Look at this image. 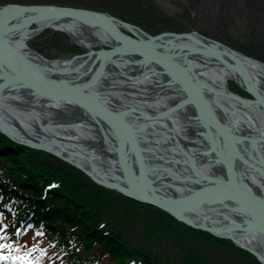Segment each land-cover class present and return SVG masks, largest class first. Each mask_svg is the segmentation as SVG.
Instances as JSON below:
<instances>
[{"label": "bare ground", "instance_id": "obj_1", "mask_svg": "<svg viewBox=\"0 0 264 264\" xmlns=\"http://www.w3.org/2000/svg\"><path fill=\"white\" fill-rule=\"evenodd\" d=\"M75 8L86 9L83 7ZM34 16L24 15L17 17V19L34 18ZM46 26L65 33L72 46L82 48L83 56L72 55L66 58H58L57 63L59 64H50L44 55L33 50L32 53L27 43L28 40L37 31L44 32L47 29ZM125 27L131 34L146 38L142 34L146 32L138 27L134 25H126ZM120 29L127 33L123 26ZM0 39V134L6 136L7 133L9 136L6 137L13 146L20 145L28 148L23 144V142H28L32 145L42 144L45 147L59 150V152L62 149L70 163L76 164L80 161L86 163L84 166L100 181L124 185L121 182L122 176L121 172L118 171L117 162L112 158V160L107 158L106 153L114 156L115 150L113 149L117 148L123 151L131 164L132 158L135 159L132 153L139 148L134 143H138L142 148L147 149L141 157L145 165L155 167L162 162L170 165L171 162H174L172 158H177L172 170H170L173 173L170 176L173 179L170 181L158 179L157 174L153 176L154 173L148 174L149 183L146 187L150 191L148 193L147 189L143 191L146 196L161 200L163 193L171 195L175 197L177 203L175 208L179 212L182 214L185 211L190 212L183 216L189 217L194 222L208 228L221 229L223 234H237L240 226L246 224L240 220L241 216L243 219L248 217L252 222L254 220L255 223L264 224V193L261 194L264 191V177L257 172H254L251 178L248 177L249 182L247 178L240 177L244 173L243 170L250 169L243 164V159L237 156L235 152L234 155H231L232 153L226 145L215 143L214 141L217 140L204 132V126L209 128L207 122L209 118L212 120L217 118L221 122L228 121L231 132L239 134L238 136L245 142H243V149H245L244 152L242 151L243 156H249L248 153L253 150L252 146L258 147V150L259 148L264 150V114L258 111L256 106H245L222 94H216V92L220 93L219 91L227 88L229 80L233 81L244 92L246 91L245 85L249 83L252 88L257 85L264 91L263 65L254 64L250 61L243 62L244 70L252 75L251 78L253 79L252 82L247 81L245 83L239 77V71L233 66L218 64L219 58L214 59L204 54L190 57L184 54L185 49L179 52L182 50V45L190 47L196 44L189 40H181L179 43L178 41H173L174 43L160 41L149 43L154 48H162L163 51L168 52L175 50V53L180 54L178 60L180 64L185 65L187 74L177 77L178 82L182 84L183 91L192 101L190 113L180 104L172 112L155 113L156 108L154 107L163 105L167 97L169 100L175 97L172 98L174 106L181 101L180 85L176 83L171 85L172 83L164 81V74L158 68L141 63L136 59L138 58L137 55L129 52L127 44L112 39L90 23L51 15L33 26L21 27L2 35ZM103 47H109L105 50H112L113 52L103 58L91 56V51H100ZM81 57L85 59L82 60ZM73 68L75 69L73 70ZM101 72L103 74L100 77ZM121 76L123 79L118 78ZM93 77L98 79L97 87L89 90L69 89V87L79 86L81 81ZM24 80H28L32 88L26 85ZM61 83L74 85L52 87ZM125 88H132L133 90L130 92ZM54 90H58L59 93ZM162 93L164 95L158 98ZM85 94L95 98L91 97V99ZM250 97L249 95L248 98ZM88 104H98L97 108L101 113L94 111ZM202 104L208 107L206 108L208 113ZM259 105H261L260 107L264 106V100L260 101ZM131 108L145 110L146 118H141L136 113H132ZM50 112L54 114V119L69 123L68 128L53 121V118H50ZM184 112L187 115L182 119ZM177 119L184 121L183 128L186 129L185 133H181V136L175 135L178 140L174 141L167 128L172 131L182 129L181 123ZM129 124L153 128L146 129L145 132L134 137L129 135V132L134 130L129 127ZM111 127L118 138L109 129ZM79 130L89 134L90 143L85 139L81 141L82 133ZM123 153L121 152L120 157H124ZM251 156L254 157V154L251 153ZM218 159L221 162L222 160L226 161V168L228 167L230 171V182L229 180L226 181L223 167ZM252 162L253 165L259 166L258 169H264V165ZM130 168L131 172L128 173V176L134 175L136 183L140 185L142 176L140 174L141 177L137 176L136 170L131 166ZM191 169L195 174L193 180L197 186L191 184L192 189L190 185L188 186L191 192L196 194L194 199L186 197V187L183 190L179 186L182 181L178 179L181 176L187 177ZM84 175L96 184L92 175ZM226 184L233 186L232 194L243 202L241 205L244 212L238 211L241 216L237 211L229 210L226 206L219 204L215 201L217 197L212 196L214 192L222 191L220 186L225 187ZM199 189H203V191L198 192ZM247 190L250 192L246 193ZM139 202L162 210L152 204ZM177 221L191 229L214 236L207 230L195 228L180 220ZM234 242L248 247L250 251L252 250L256 255L247 252L255 258L256 256L264 257V240L261 241L259 235L243 236ZM232 244L235 245L233 242ZM260 264L262 263L260 262Z\"/></svg>", "mask_w": 264, "mask_h": 264}, {"label": "trees", "instance_id": "obj_2", "mask_svg": "<svg viewBox=\"0 0 264 264\" xmlns=\"http://www.w3.org/2000/svg\"><path fill=\"white\" fill-rule=\"evenodd\" d=\"M0 2L82 6L124 16L142 27L163 20L157 19L151 0H99V6L71 0ZM165 30L174 31L169 25ZM247 54L258 58L254 52ZM0 219L5 224L0 239L9 236L14 253L28 254L37 264H260L231 241L191 229L162 210L94 184L68 163L13 146L2 134Z\"/></svg>", "mask_w": 264, "mask_h": 264}, {"label": "water", "instance_id": "obj_3", "mask_svg": "<svg viewBox=\"0 0 264 264\" xmlns=\"http://www.w3.org/2000/svg\"><path fill=\"white\" fill-rule=\"evenodd\" d=\"M0 12H1L0 13V37L2 35H5V34L11 32V31H14L15 29L25 27V26H29V25H35L40 20H42L43 18H45L47 16H51V15H54L56 17H64V18H68V19H77V20L84 21V22H87V23L94 25L95 27L102 30L106 35H108L112 39H114L120 43L127 44L129 47V52L132 53L133 55H137L138 58H136V59L138 61H140L141 63L152 65V66L158 68L164 74L163 75L164 81H168L169 83H172L171 85H174V83H176L177 85H180L179 87H180V93L182 95V99L180 102L175 104L176 105L175 107H178V104H180L182 106V108L188 109L187 112H189V113L192 110V106H191L192 101L187 97V93L185 91H183V89L181 87L182 84L178 82V78H177V77H180L181 75H185V73L187 74V71L185 69V65L180 64V62L178 60V57L180 56V54L175 53L174 52L175 50L173 52H168V51H163L162 48H154L150 45L153 42L160 41V42L174 43L173 41H175V42L178 41V43H179L181 40H189L193 43H196L195 45H197V46L192 45V46L188 47V46L182 45V48H181L182 50H179V52L180 51L182 52L183 49H185L183 51L184 54H187V56H190V57H197V55H203L204 54L207 57H211L214 59L219 58L218 64L233 66L237 71H239V77L241 79H243V81L245 83L247 81L252 82L253 79L251 78L252 75H250L247 71L244 70L243 62H249L250 61V62H253L254 64L257 63V64H261L264 66V63H262L258 60H255L253 58H250L246 55H243L242 53L237 52V51L219 43L218 41H215V40L210 39L206 36H203V35L195 32V31L184 32V33L162 32V33H160L158 35H154V36L147 34V33H142L146 38H141L139 36L132 35L130 32H128L126 30L127 28L125 26L126 25L128 26L130 24L123 23V22H121V21H119L113 17H110L109 15H106V14L100 13V12H95L93 10H86V9H80V8H74V7H68V6L18 5V4L0 3ZM24 15H31V16L35 15V16H34V18L31 17L28 19L27 18L26 19H22V18L17 19V17H20V16L23 17ZM121 25L123 26V28H125V31L127 33L123 32L120 29V27H122ZM46 27L49 28L48 26H46ZM50 29L56 30L55 28H50ZM37 33H39V31H37ZM37 33H35V35ZM0 42H1V39H0ZM20 44H21V42H20ZM119 47H120V45H119ZM141 51H143V52H141ZM110 52H113V51L101 49L100 51H96V52L91 51L90 54H91V56L95 55V56H101V58H103L104 56H107ZM143 53H145V54H143ZM81 59L83 60L85 58L81 57ZM47 61L50 64H59V63H57V61H59V60H47ZM78 61H81V60H78ZM81 62H85V61H81ZM74 69L75 68H73V70ZM19 72L21 73V71H19ZM102 74H103V72H101L100 77ZM118 78H122V76L118 77ZM24 81H26V85L30 86L29 85L30 82L28 80H24ZM71 83H73V82H71ZM80 83L81 84L79 86L74 85V84H64L63 85L61 83V84H58V85H55L52 87L56 88V86H59V85H63L62 87L74 85V86H72L73 88L69 87V89L89 90L93 87L98 86V79L93 77V78L88 79V80L85 79V81H81ZM48 86H50V85H48ZM245 89H246L245 92H247L251 96L250 98L242 97L239 94L230 91L228 88L219 91L220 93L216 92V94H218V95L222 94L223 96L233 100L234 102L240 103V104L245 105V106H256L258 111H261L264 114V108H263L264 106L260 107L261 105H259V102L264 100V91L261 90L260 88H258L257 85H255V87L252 88L250 86V83L248 85L247 84L245 85ZM50 90H53V89H50ZM115 90H117V89H115ZM54 91L59 93L58 90H54ZM201 93H202V91H201ZM85 96H87L89 98H91V97L95 98L94 96H91L89 94H85ZM98 104H100V103H98ZM98 104H95V105H89L88 104V105L90 107H92L94 109V111L101 113V111L97 108ZM202 106H203V104H202ZM203 107H204V110H206V108H208L206 106H203ZM130 111L132 113H136L141 118H144V119L146 118L145 115H147V113L143 109L131 108ZM206 112L208 113L207 110H206ZM197 114H200V113L197 112ZM49 115H50L51 119L53 118L52 119L53 121L61 124L63 127L68 128L69 123H67L66 121L54 119V117H53L54 114H52L51 112L49 113ZM207 122H208L209 128L204 126V132L209 134V137L217 140V141H214L215 143L226 145L227 149L232 153L231 155H234V152H235V154L237 156H239L240 158L243 159L242 160L243 164L246 165L247 168H250V169H247V171H246V169L243 170L244 173L240 177L247 178V180H248V177L251 178V176L253 175L254 172H257L264 177V169L263 170H261L260 168L258 169L259 166L253 165V162H252V161H254L255 163H257L259 165H264V150H262V148H259V150H258V147L252 146L253 150L252 151L250 150V151H251V153L254 154V157H256V158L252 157L250 152L248 153L249 156H247V155L243 156L242 151L245 150V149H243V146H244L243 142L244 141L240 136H238L239 134H237V133L234 134L231 132V130L229 128L230 125H229L228 121L227 122H225V121L221 122L217 118L213 119V120H212V118H209L207 120ZM183 125L184 124L181 123L182 129L181 128L178 130L175 129L174 131L167 128L168 132L171 133V135L173 137L172 139L174 141L178 140L177 136H181V133H185L186 128H183ZM129 127L132 128V130L134 129L133 131L129 132V135L134 136V137H136L137 134L140 135V133L145 132L146 129H152L153 128L151 126H145V125L136 126L133 124H129ZM177 127H179V126H177ZM109 129L112 130V127ZM0 130H1V127H0ZM80 132L82 133L81 134V137H82L81 141L85 139V140H87V142L90 143L91 137L88 136L89 134H87L83 131H80ZM175 132H176V134H175ZM113 134L116 135V133L114 131H113ZM175 135H177V136H175ZM243 135H245V134H243ZM116 138H118L117 135H116ZM23 144H25L29 148H34V149H38V150L50 153V154L58 157L59 159H62L63 161L67 162L68 164L74 166L75 168L81 170L84 174L92 175L95 179V183L102 186V187H106V188L115 190V191L119 192L120 194L127 196V197H130L132 199L152 204V205L166 211L167 213L171 214L177 220L185 222V223H187V224H189L195 228L207 230L208 232L212 233L214 236L230 240L237 247H239L243 250L252 252L254 255H256V254L252 250L250 251V249H248V247L242 246L241 244L235 243L234 241L240 240L243 236L247 237V236H250L252 234L259 235L260 240L261 241L264 240V224L255 223L254 220L252 222V221H250V219L248 217H245L247 219H243V216H241V214L239 213V212H241V213L244 212V208L241 205L243 202H242V200H240V198H237L236 195L232 194L233 186L230 184H226L225 187L220 186L222 191H218L217 193L214 192V195H212V196L214 198L217 197V199L215 201H217L219 204L226 206V208H228L229 210L237 211L239 216H241L240 220L246 223L243 226H240V229H238L239 231L237 234H234V233L223 234L221 229L208 228L204 225H201V224L194 222L189 217L183 216L184 214L190 213V212L185 211V213H183V214L181 212H179L175 208V204H177L175 202L176 201L175 197H173L171 195H166L163 193L162 194L163 198L161 200L156 199L154 197L152 198V197L146 196L145 192H143V191L145 189H147V193L150 191V189H148V187H146V185L149 183V179L147 178L148 174L150 175L151 173H154L153 176H155V174H157L158 179H161L163 181H170L171 179H173L172 177H170L171 175H173V173L170 170H172L173 165L175 164L174 162H175V160H177L176 157H175L176 159L171 157L174 162H171L170 165H167V164L162 162L160 164H157L155 167L154 166H148V165L143 164V161L141 158L142 153H144V151H146L147 149L142 148L138 143H134L139 148L136 150L137 152L135 151L132 153L133 156L135 157V159L132 158L133 161H131V164H130L127 157L123 153V151H121L117 148H114L113 150H115V155L112 156L111 154H109L107 152L106 157L109 158L110 160L114 159L117 162V165L119 166L118 171L121 172V176H122L121 182L124 183V185H120V184L113 183L110 181H107V182L106 181H100L99 179H97V177H95V175L93 173L92 174L90 173V171L85 167L86 163H84L82 161L77 162L76 164L70 163L69 160L66 158V155L64 154V151H62V149L59 152V150H55L53 148L45 147L42 144L32 145L28 142H23ZM240 150H241V152H240ZM121 152L124 154V157H120ZM183 152H185V151H183ZM216 153L219 155V153L217 151H216ZM220 159H221V156H220ZM219 162L223 167V173H224V177L226 178V181L229 180V182H230V171L228 170V167L226 168V161L222 160V162H221L219 160ZM130 166L136 170L135 173H138L137 176H139V174L142 176V177L139 176L142 178V182L140 183V185L138 183H136V181L134 179L136 177L134 175L131 177L128 176V173L131 172ZM189 169H190V167H189ZM161 173H163V174H161ZM193 175H195V174H193V170L191 169V171L187 177L181 176L178 179H180L182 181V184L179 186L182 189L186 187L185 188V191H186L185 193L187 195L186 197L194 199L196 194L191 192V189H192L191 184L196 185L195 181L193 180ZM226 181H225V183H226ZM218 182H219V180L217 181V183ZM248 182H249V180H248ZM187 183H189V184H187ZM179 184H180V182H179ZM151 185H153V184H151ZM188 185L191 186V189ZM244 186L246 187L245 184H244ZM188 190H190V191L188 192ZM202 191H203V189L198 190V192H202ZM249 192L250 191L247 190L246 193H249ZM263 193H264V191L261 194H263ZM212 194H213V192H212ZM245 208L249 209L247 207H245ZM256 259L259 262H261L262 264H264V262H263L264 257L256 256Z\"/></svg>", "mask_w": 264, "mask_h": 264}, {"label": "rangeland", "instance_id": "obj_4", "mask_svg": "<svg viewBox=\"0 0 264 264\" xmlns=\"http://www.w3.org/2000/svg\"><path fill=\"white\" fill-rule=\"evenodd\" d=\"M71 1L82 3L89 1L91 5L99 6V0ZM148 1L150 2V0ZM151 1L155 4V8H157V19L160 17L163 18V20H161V22L154 27H142L135 24L130 19H126L124 16H115L106 11L98 9L89 10L112 16L123 23L134 25L147 34L153 36L158 35L161 32H167L168 30L163 31L165 25L172 26L174 31L171 32L175 33L195 31L203 36L218 41L219 43L240 52L243 55L264 63V0ZM10 4L22 5L19 3ZM130 5H132V2H130ZM85 8L87 9V7ZM149 30H155L156 32L151 33ZM41 33L39 32L36 36L29 39L27 43L31 49H34L48 59L61 56L65 57L68 55H79L83 53L82 48L74 45L71 46L72 43L70 42L69 37L60 30L47 28ZM71 47L72 50L70 49ZM73 47H76V49L79 50L74 51ZM108 48L109 47H103L101 49ZM250 51L256 53L258 58L248 55L247 53ZM227 85L228 89L234 93L242 95L241 92H244L231 80L228 81ZM198 247L199 246H197V248Z\"/></svg>", "mask_w": 264, "mask_h": 264}, {"label": "flooded vegetation", "instance_id": "obj_5", "mask_svg": "<svg viewBox=\"0 0 264 264\" xmlns=\"http://www.w3.org/2000/svg\"><path fill=\"white\" fill-rule=\"evenodd\" d=\"M120 79H123V78H120ZM127 91H132L133 89L132 88H125ZM163 91V90H162ZM162 95H164L163 93L162 94H160L159 96H158V98H160ZM172 98H175V97H172ZM170 99L169 100V98L167 97V99H166V101L164 102V104L163 105H157L156 107H154V108H156V112L155 113H163V112H172L173 110H174V108H175V106H174V101H173V99ZM148 110H150V109H148ZM150 111H152V110H150ZM185 115H187V113H185L184 112V115H183V117H182V119L185 117ZM177 121L179 122V123H184V121H181V119H177Z\"/></svg>", "mask_w": 264, "mask_h": 264}, {"label": "snow or ice", "instance_id": "obj_6", "mask_svg": "<svg viewBox=\"0 0 264 264\" xmlns=\"http://www.w3.org/2000/svg\"><path fill=\"white\" fill-rule=\"evenodd\" d=\"M3 247H6V246H3ZM11 259L21 260L22 258L21 257L12 258L10 256H5V255L0 254V261L11 260Z\"/></svg>", "mask_w": 264, "mask_h": 264}]
</instances>
